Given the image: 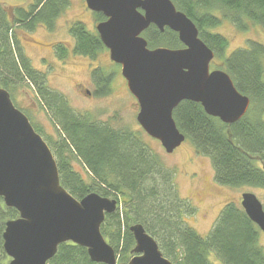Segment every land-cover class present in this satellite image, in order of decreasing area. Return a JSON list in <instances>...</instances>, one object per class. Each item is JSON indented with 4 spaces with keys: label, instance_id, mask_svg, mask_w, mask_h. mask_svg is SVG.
Segmentation results:
<instances>
[{
    "label": "trees",
    "instance_id": "1",
    "mask_svg": "<svg viewBox=\"0 0 264 264\" xmlns=\"http://www.w3.org/2000/svg\"><path fill=\"white\" fill-rule=\"evenodd\" d=\"M171 1L195 23L199 37L213 50L218 60L213 58L214 67L224 70L235 88L250 99L247 112L230 125L207 115L199 103L190 100L181 101L173 109V120L195 151L209 157L218 184L264 188V172L257 165L264 160V46L249 40L246 47L226 55L227 39L211 30L222 17L241 30L247 22L264 27V0ZM68 4L69 0H34L26 7L0 3V87L10 97L11 88L24 80L36 88L60 131L56 150L46 143L55 157L60 184L72 196L81 199L95 192L117 200L116 210L105 215L100 227L116 252V264H125L132 255L134 239L128 230L132 223H141L174 264H264L259 230L242 207L226 203L209 233L200 235L187 221L194 207L179 196L170 171L164 169L157 154L148 151L144 141L128 131L95 123L88 114L75 113L62 97L46 90L43 74L32 67L13 29L20 26L32 30L42 23L52 30L54 19ZM93 16L96 23L104 20L101 13L93 12ZM69 33L77 54L94 58L104 48L96 30H88L81 21L71 23ZM142 36L150 48L182 46L177 33L167 27L160 31L150 25ZM57 50L58 56L64 57L65 49ZM99 71L102 77L95 80L98 92H106L110 76ZM71 156L85 168L87 179L73 169ZM16 217L17 211L6 207L0 198V264L8 261L1 238L4 222ZM46 264L104 263L90 260L84 247L65 242L58 245Z\"/></svg>",
    "mask_w": 264,
    "mask_h": 264
},
{
    "label": "water",
    "instance_id": "2",
    "mask_svg": "<svg viewBox=\"0 0 264 264\" xmlns=\"http://www.w3.org/2000/svg\"><path fill=\"white\" fill-rule=\"evenodd\" d=\"M104 20L95 25L111 61L138 103L136 120L142 130L171 153L185 140L173 109L183 100L201 105L207 115L230 125L248 110L250 99L240 93L222 69L210 70L214 52L199 37L195 23L171 0H84ZM177 33L181 47L150 48L142 32L150 25ZM264 171V163L262 165ZM0 198L18 217L4 222L2 247L7 264H46L61 243L86 249L90 260L116 264L117 255L100 227L117 208L115 198L95 192L81 199L61 184L56 160L27 115L0 87ZM247 217L264 232V210L255 194H241ZM131 257L125 264H174L141 223H132Z\"/></svg>",
    "mask_w": 264,
    "mask_h": 264
},
{
    "label": "rangeland",
    "instance_id": "3",
    "mask_svg": "<svg viewBox=\"0 0 264 264\" xmlns=\"http://www.w3.org/2000/svg\"><path fill=\"white\" fill-rule=\"evenodd\" d=\"M33 2L34 0H0L5 7H26ZM76 21H81L88 30H95L93 12L87 8L84 0H69L64 11L54 19L52 30L42 23L32 30L20 26L13 29L32 67L39 74H43L46 90L62 97L67 107L75 113L88 114L95 123L128 131L141 143L144 141L150 148L148 151L157 154L164 169L170 171L179 196L194 207L195 211L187 221L200 235L206 236L209 233L226 203L233 202L241 207V194L244 192L255 194L264 210V188L218 184L214 179L211 160L198 154L188 138L171 153H166L158 140L142 130L136 120L138 103L126 86L120 73V65L110 60L108 49L104 47L94 58L73 51L74 38L69 33V26ZM211 30L227 39L226 55L235 49L246 47L249 40L264 46V27L253 22H247L245 29L241 30L222 17L219 25ZM60 47L65 49L62 58L56 52ZM214 60L218 62L216 58ZM214 60L209 64L210 70L216 69ZM99 69L105 76H110L106 88L108 92H98L99 87L95 80L102 77ZM11 93L13 104L27 115L31 125L37 127L43 139L56 150L60 131L50 117L51 112L40 101L33 84L24 80L11 88ZM70 163L74 170L87 179L85 168L72 156ZM257 165L261 167L259 161ZM258 230V244L264 252V232L259 228ZM211 258L214 260V254H211Z\"/></svg>",
    "mask_w": 264,
    "mask_h": 264
},
{
    "label": "flooded vegetation",
    "instance_id": "4",
    "mask_svg": "<svg viewBox=\"0 0 264 264\" xmlns=\"http://www.w3.org/2000/svg\"><path fill=\"white\" fill-rule=\"evenodd\" d=\"M108 76H109V75H107V77H108ZM86 92L89 93L88 90H86ZM259 162L261 163V169H262V165H263L264 161H263V160H260ZM262 171H263V170H262ZM263 172H264V171H263ZM8 259H9V258H8ZM7 262H8V261H7Z\"/></svg>",
    "mask_w": 264,
    "mask_h": 264
}]
</instances>
